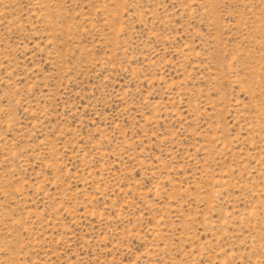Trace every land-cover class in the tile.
I'll return each instance as SVG.
<instances>
[{"label":"rangeland","instance_id":"obj_1","mask_svg":"<svg viewBox=\"0 0 264 264\" xmlns=\"http://www.w3.org/2000/svg\"><path fill=\"white\" fill-rule=\"evenodd\" d=\"M0 264H264V0H0Z\"/></svg>","mask_w":264,"mask_h":264}]
</instances>
